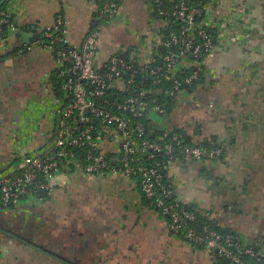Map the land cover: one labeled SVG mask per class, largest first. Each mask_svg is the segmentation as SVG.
I'll return each mask as SVG.
<instances>
[{
    "label": "crops",
    "instance_id": "obj_1",
    "mask_svg": "<svg viewBox=\"0 0 264 264\" xmlns=\"http://www.w3.org/2000/svg\"><path fill=\"white\" fill-rule=\"evenodd\" d=\"M166 1L171 7L177 0ZM188 1L205 4L215 51L194 90L167 118L154 114L153 125L198 143L216 140L225 154L177 159L166 180L183 204L220 230L264 248V0ZM8 7L17 28L0 39V176L13 152L43 143L56 100L55 56L31 47V30L54 27L61 15L68 44L79 47L99 9L95 0H11ZM121 13L100 40V61L117 51L154 52L165 31L146 0H121ZM20 31L32 34L29 43ZM211 263L209 252L173 234L138 184L122 177L75 173L52 196L0 210V264Z\"/></svg>",
    "mask_w": 264,
    "mask_h": 264
},
{
    "label": "built area",
    "instance_id": "obj_2",
    "mask_svg": "<svg viewBox=\"0 0 264 264\" xmlns=\"http://www.w3.org/2000/svg\"><path fill=\"white\" fill-rule=\"evenodd\" d=\"M146 1L166 28L157 49L145 55L117 51L106 61L99 60L101 38L122 18L120 0H98L94 22L99 25L79 47L68 44L61 15L54 27L31 30V47L42 45L55 56L56 100L43 143L13 152L0 176V210L18 206L27 197L38 198L41 190L52 196L75 173L122 177L138 184L173 234L209 252L211 264H264V248L245 245L211 225L198 228L199 211L183 204L164 181L163 171L180 157L190 161L224 157V147L216 140L198 143L181 131L153 125L154 114L167 118L182 96L194 90L216 44L199 19L202 8L186 0L171 7L166 0ZM14 14L8 7L0 17V38L5 27L16 30L10 19ZM185 62L194 65L185 67Z\"/></svg>",
    "mask_w": 264,
    "mask_h": 264
},
{
    "label": "trees",
    "instance_id": "obj_3",
    "mask_svg": "<svg viewBox=\"0 0 264 264\" xmlns=\"http://www.w3.org/2000/svg\"><path fill=\"white\" fill-rule=\"evenodd\" d=\"M11 1V0H10ZM10 1H8L7 3H5L2 7H0V17L1 16H3V14L5 13V11L7 10V7H8V5H9V3H10ZM97 3H99L98 2V0H95ZM190 5H192V6H197V7H200V8H202V11H203V14H204V7H205V4L202 2V3H190L188 0H186ZM119 4H120V6H121V0H120V2H119ZM203 14L201 15V17L199 18L200 19V21H202V22H204L203 21ZM11 19V22L12 23H15V25H16V27H17V24H16V21H15V19H14V16L12 17V18H10ZM94 25L92 26V29L91 30H94L95 28H97V25H99V23H97V22H94L93 23ZM209 28V27H208ZM209 30L213 33V35H214V38H215V44H216V36H215V33H214V31L212 30V29H210L209 28ZM9 29H8V27H5V30H4V33H5V35L2 37V38H0V39H2V40H7L8 39V36H9ZM41 47H42V45H41ZM17 52V51H16ZM19 52V51H18ZM14 54V53H13ZM203 74H204V70H203V72H202V74H201V77L203 76ZM172 109L173 108H171V111H172ZM171 111H169V115H170V113H171ZM178 159H182L181 157L180 158H178ZM166 160V158H161V157H158V159H157V161H160V162H164ZM177 160V159H176ZM175 160V161H176ZM174 162V161H173ZM166 163L168 164L169 162L166 160ZM169 165H170V163H169ZM168 165V166H169ZM165 173H166V170H164L163 171V173H162V175H163V178H164V181H165V183H167V180H166V175H165ZM25 199V198H24ZM145 199V198H144ZM146 200V199H145ZM146 202H148L147 200H146ZM149 203V202H148ZM15 207H17V206H15ZM14 206H12V207H10L9 209H14L15 208ZM192 208H194V209H196L195 207H193V206H191ZM197 210V209H196ZM2 211V210H1ZM198 211V210H197ZM200 213V215H199V218H198V222H197V227L199 228H201L202 226H204V225H211L212 227H214L216 230H218V231H220V232H222V233H231V232H229V231H222V230H220L218 227H217V225L216 224H214L213 222H210L208 219H206V218H204L203 217V215L201 214V212H199ZM7 233H9V232H7ZM9 234H12L11 232L9 233ZM233 234V233H232ZM233 235H235V234H233ZM236 236V235H235ZM237 237V236H236ZM238 238V237H237Z\"/></svg>",
    "mask_w": 264,
    "mask_h": 264
},
{
    "label": "water",
    "instance_id": "obj_4",
    "mask_svg": "<svg viewBox=\"0 0 264 264\" xmlns=\"http://www.w3.org/2000/svg\"><path fill=\"white\" fill-rule=\"evenodd\" d=\"M8 0H3L0 4V6L4 5ZM18 35L21 36L27 43L30 42V39L32 38V34H28L27 32H18ZM47 196V192L44 190H41L39 192V197L45 198Z\"/></svg>",
    "mask_w": 264,
    "mask_h": 264
},
{
    "label": "rangeland",
    "instance_id": "obj_5",
    "mask_svg": "<svg viewBox=\"0 0 264 264\" xmlns=\"http://www.w3.org/2000/svg\"><path fill=\"white\" fill-rule=\"evenodd\" d=\"M118 178V177H117Z\"/></svg>",
    "mask_w": 264,
    "mask_h": 264
}]
</instances>
